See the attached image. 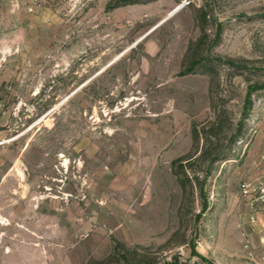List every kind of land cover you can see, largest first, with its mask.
<instances>
[{
    "label": "rangeland",
    "instance_id": "374dc122",
    "mask_svg": "<svg viewBox=\"0 0 264 264\" xmlns=\"http://www.w3.org/2000/svg\"><path fill=\"white\" fill-rule=\"evenodd\" d=\"M183 1L0 0V264H264V0Z\"/></svg>",
    "mask_w": 264,
    "mask_h": 264
},
{
    "label": "built area",
    "instance_id": "2783aa9c",
    "mask_svg": "<svg viewBox=\"0 0 264 264\" xmlns=\"http://www.w3.org/2000/svg\"><path fill=\"white\" fill-rule=\"evenodd\" d=\"M182 3H184V4H187L188 3V0H184ZM264 157V156H263ZM260 185H261V189H262V191H261V193L258 195V197H256V198H254V200H252V205H253V203H255V201H257L258 199H259V201L261 202V203H264V180L263 181H261L260 182ZM242 187L244 188V191L245 192H250L251 190H254L255 189V186L251 183V182H244L243 184H242Z\"/></svg>",
    "mask_w": 264,
    "mask_h": 264
},
{
    "label": "trees",
    "instance_id": "16d2710c",
    "mask_svg": "<svg viewBox=\"0 0 264 264\" xmlns=\"http://www.w3.org/2000/svg\"><path fill=\"white\" fill-rule=\"evenodd\" d=\"M246 103H249V94L247 95V97H246ZM214 160V158L212 159V161ZM208 172H209V166H207L206 167V169H205V174H208ZM179 177V176H178ZM179 181L182 183V180H181V178L179 179ZM200 192H202V188H200ZM206 207V202L204 201L203 202V207H202V209H204Z\"/></svg>",
    "mask_w": 264,
    "mask_h": 264
},
{
    "label": "water",
    "instance_id": "95a60500",
    "mask_svg": "<svg viewBox=\"0 0 264 264\" xmlns=\"http://www.w3.org/2000/svg\"><path fill=\"white\" fill-rule=\"evenodd\" d=\"M184 5V3L178 4L177 6H175L167 15L164 19H166L167 17L171 16L172 14H174L176 11H178L182 6ZM163 19V20H164Z\"/></svg>",
    "mask_w": 264,
    "mask_h": 264
},
{
    "label": "bare ground",
    "instance_id": "6f19581e",
    "mask_svg": "<svg viewBox=\"0 0 264 264\" xmlns=\"http://www.w3.org/2000/svg\"><path fill=\"white\" fill-rule=\"evenodd\" d=\"M118 58V57H117Z\"/></svg>",
    "mask_w": 264,
    "mask_h": 264
}]
</instances>
